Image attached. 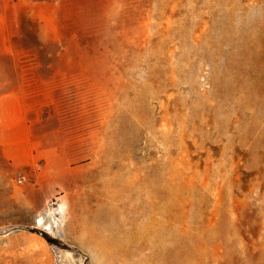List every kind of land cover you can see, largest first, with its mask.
Segmentation results:
<instances>
[{"label":"rangeland","instance_id":"1","mask_svg":"<svg viewBox=\"0 0 264 264\" xmlns=\"http://www.w3.org/2000/svg\"><path fill=\"white\" fill-rule=\"evenodd\" d=\"M0 264H264V0H0Z\"/></svg>","mask_w":264,"mask_h":264},{"label":"bare ground","instance_id":"2","mask_svg":"<svg viewBox=\"0 0 264 264\" xmlns=\"http://www.w3.org/2000/svg\"><path fill=\"white\" fill-rule=\"evenodd\" d=\"M42 226H44V230L48 233L51 234L54 232V227L51 225H45L44 223L41 224Z\"/></svg>","mask_w":264,"mask_h":264}]
</instances>
